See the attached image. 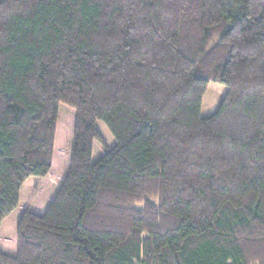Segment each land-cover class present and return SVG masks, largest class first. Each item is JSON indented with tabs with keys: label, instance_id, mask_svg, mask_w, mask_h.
I'll list each match as a JSON object with an SVG mask.
<instances>
[{
	"label": "trees",
	"instance_id": "1",
	"mask_svg": "<svg viewBox=\"0 0 264 264\" xmlns=\"http://www.w3.org/2000/svg\"><path fill=\"white\" fill-rule=\"evenodd\" d=\"M0 264H264V0H0Z\"/></svg>",
	"mask_w": 264,
	"mask_h": 264
},
{
	"label": "rangeland",
	"instance_id": "2",
	"mask_svg": "<svg viewBox=\"0 0 264 264\" xmlns=\"http://www.w3.org/2000/svg\"><path fill=\"white\" fill-rule=\"evenodd\" d=\"M226 87L219 83H209L207 91L203 97L201 109H200V117L201 118H208L214 115L225 94H226Z\"/></svg>",
	"mask_w": 264,
	"mask_h": 264
}]
</instances>
